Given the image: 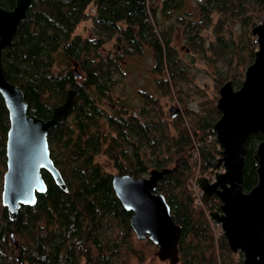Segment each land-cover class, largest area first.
I'll return each mask as SVG.
<instances>
[{
  "label": "trees",
  "instance_id": "obj_1",
  "mask_svg": "<svg viewBox=\"0 0 264 264\" xmlns=\"http://www.w3.org/2000/svg\"><path fill=\"white\" fill-rule=\"evenodd\" d=\"M14 4L15 0H0L5 9ZM90 4L94 36L73 34L88 16ZM198 4L200 21L178 19L193 47H203L199 31L210 22L213 10L241 18L249 30L264 19V0H201ZM178 6L179 0H161L159 5L156 0L31 1L26 18L2 50L3 72L21 88L28 114L43 119L51 116L50 107L62 103L69 89L74 90L72 110L47 134L49 154L65 188L41 169L46 190L36 193L33 204L21 205L15 218L9 217L1 192L10 121L0 94V264H147L157 245L148 237L137 238L130 225L132 211L117 198L111 179L115 172L139 177L154 168L170 169L154 190L163 194L181 229L176 264H222L221 256L229 257L230 264L238 263L225 236L215 239L206 214V209L218 208L217 197L204 207L194 203L191 190L198 158V174L208 178L220 155V147L205 141L206 130L213 133L220 117L216 101L196 114L191 128L180 114L169 115L173 119L164 116L157 98L148 91H141L144 102L138 111L127 110L122 102L108 112L103 108V102L111 100L120 64L126 56L141 52L144 44L153 48L154 70L162 72L167 67L168 73L157 81L164 92L169 91L171 81L183 69L172 54L171 26L159 31L156 24L159 13L168 15ZM219 29L216 26L218 34ZM112 37L115 47L105 49ZM220 41L217 46L211 44V50L221 49ZM253 44L247 59L240 56L238 64L228 59V73L217 76L219 87L227 80L236 89L241 85L242 65L253 61L257 49L255 38ZM242 49L243 42L235 52ZM261 140L260 133H251L244 142L243 191L256 184L254 153ZM196 146L199 156L193 160L191 152ZM98 155L111 162L114 172L96 160Z\"/></svg>",
  "mask_w": 264,
  "mask_h": 264
},
{
  "label": "water",
  "instance_id": "obj_2",
  "mask_svg": "<svg viewBox=\"0 0 264 264\" xmlns=\"http://www.w3.org/2000/svg\"><path fill=\"white\" fill-rule=\"evenodd\" d=\"M31 1L15 0L11 9L0 6V94L10 121L1 198L12 219L21 205L33 204L36 193L46 190L41 169L49 172L59 187L65 188L50 157L47 134L74 106V90L69 89L62 103L50 107L48 119L28 114L21 88L4 75L2 50L14 38L19 22L26 18ZM251 33L256 38L257 49L253 61L244 70L241 85L234 89L227 80L218 90L216 106L220 117L212 129L220 156L212 167L216 170L214 179L209 181L200 176L198 186L205 206L212 196L220 201L219 210L210 208L209 216L221 224L229 250L242 253L238 263L264 264V19L252 27ZM73 71L75 76L80 75L76 67ZM178 110L170 107L169 115L175 116ZM251 133L262 136L254 153L257 181L249 191H243L244 142ZM169 170L154 168L147 176L139 177L113 173L111 184L123 207L132 211L130 225L137 238L148 237L157 245L156 256L160 260L176 264L181 229L173 221L163 194L154 190L158 180Z\"/></svg>",
  "mask_w": 264,
  "mask_h": 264
},
{
  "label": "rangeland",
  "instance_id": "obj_3",
  "mask_svg": "<svg viewBox=\"0 0 264 264\" xmlns=\"http://www.w3.org/2000/svg\"><path fill=\"white\" fill-rule=\"evenodd\" d=\"M199 1L201 0H179V6L177 9L171 10L170 14H158L159 23L156 24V27L159 31H167L168 26H171L168 36L169 43L173 49L172 54L179 60L180 66L183 69L177 72L175 79L171 81L169 91L164 92L157 81L163 74L168 73L167 67L165 66L162 72L154 70L155 60L153 48L150 44H144L141 52H135L134 54L126 56L125 60L120 64L121 74H119L118 81L112 88L111 100L103 102L105 111L108 112L114 109L120 102L127 106V110L138 111L144 102L141 91H148L153 97L157 98L164 116L168 119L175 118L176 116L173 118L169 116L168 110L170 107L178 108L177 115L180 114L183 122L191 128L192 119L196 118V114L203 113L206 108L210 107L213 101L217 102L219 95L218 90L220 88L217 76L221 77L228 73V59L230 57L234 64H238L240 56L245 59L248 58L250 48L254 45L253 38H255V36L251 33V29L249 30L247 28L246 23H244L241 18L233 17L229 15L228 12H217L213 10L210 14V22L205 24L199 31V35L204 44L203 47H193L190 40L187 38V34L184 32L183 24L178 19L182 17L183 20L184 18H190L195 21H200L203 16L198 4ZM156 3L159 5L161 0H156ZM93 11L94 7L90 4L86 9L88 16L78 23L73 34H80L81 36L87 37L94 36L93 23L90 17ZM250 18L252 21H257L254 17ZM257 23L258 22L255 24ZM216 26H220L219 34L216 32ZM219 41L223 43L219 44L222 48L211 50V47L213 45L217 46ZM242 42L243 49L239 52H235L236 45ZM116 43L114 37L107 39L104 48L111 50L115 47ZM247 65V62L242 65L244 70ZM176 71H178V69ZM233 88L236 89L235 87ZM100 120L103 121V118ZM206 131L205 141L210 145H217L216 138L210 136L211 132L209 129ZM198 156L199 150L196 146L191 152V157L195 160ZM96 160L107 170L114 172L111 162L104 155H98ZM197 162L200 166L199 158ZM219 169L220 168L217 170ZM195 172H199L197 166ZM147 175L148 174L145 176ZM200 176L202 175L195 174L197 179ZM213 197L215 196H212L208 201V206ZM216 205L218 208L213 209L218 211L220 205L218 198ZM206 210V214L210 218L208 209ZM211 222L210 220V223ZM212 224L213 223H211V226ZM217 229L218 227L214 226L213 233L215 237ZM235 254L236 256H234L233 260L238 262L239 259L242 258V253L238 251ZM220 258L222 264V259L224 260V264H230L229 257L221 256ZM147 264L169 263L167 260H160L155 252V255Z\"/></svg>",
  "mask_w": 264,
  "mask_h": 264
},
{
  "label": "built area",
  "instance_id": "obj_4",
  "mask_svg": "<svg viewBox=\"0 0 264 264\" xmlns=\"http://www.w3.org/2000/svg\"><path fill=\"white\" fill-rule=\"evenodd\" d=\"M210 136L216 138L215 133H211ZM217 145H218V143H217ZM218 147H219V145H218ZM219 156H220V155H219ZM219 156H218V157H219ZM197 167H198V169H199V165H198V164H197ZM219 171H222V168H220ZM198 173H199V172H197L196 174H198ZM214 173H215V172L213 171V172L211 173V175L209 176V178H208L209 181H213V179H214ZM191 190H192V192H193V194H194V196H195V201H194V203L206 207V206L202 203V200H201L202 191H201V189H200L199 186H198V179H197L196 177H194V178L191 180ZM209 219L212 221L211 223H213L212 226L214 225V226L218 227L216 237H215V235H214L215 239H217L220 235L223 234V232H222V228H221V224H220L217 220H215V219H212V218H209ZM214 226H213V229H214Z\"/></svg>",
  "mask_w": 264,
  "mask_h": 264
}]
</instances>
